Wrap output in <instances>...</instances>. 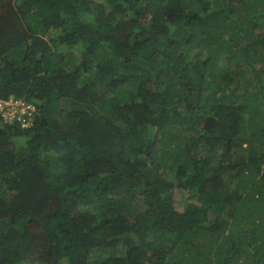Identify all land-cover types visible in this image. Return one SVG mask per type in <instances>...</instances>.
Returning <instances> with one entry per match:
<instances>
[{"label":"trees","instance_id":"obj_1","mask_svg":"<svg viewBox=\"0 0 264 264\" xmlns=\"http://www.w3.org/2000/svg\"><path fill=\"white\" fill-rule=\"evenodd\" d=\"M260 65L264 0H0L36 107L0 120V264H264Z\"/></svg>","mask_w":264,"mask_h":264},{"label":"clouds","instance_id":"obj_2","mask_svg":"<svg viewBox=\"0 0 264 264\" xmlns=\"http://www.w3.org/2000/svg\"><path fill=\"white\" fill-rule=\"evenodd\" d=\"M9 99L15 100V101H20L25 103L26 105H30L34 108L32 115L30 117H28L25 114H21L19 111L15 112V113H6L5 111H1L0 112V120H2L4 123L9 124V125H18L21 129H26L29 128L32 124V116L35 114L36 112V107L34 103L28 102L24 99H15L13 97H10L6 100H2V101H7ZM26 124V125H25Z\"/></svg>","mask_w":264,"mask_h":264},{"label":"built area","instance_id":"obj_3","mask_svg":"<svg viewBox=\"0 0 264 264\" xmlns=\"http://www.w3.org/2000/svg\"><path fill=\"white\" fill-rule=\"evenodd\" d=\"M34 108L30 105H26L23 102L9 99L7 101L0 100V112L15 113L19 111L21 114H25L28 117L32 115ZM26 125V124H25Z\"/></svg>","mask_w":264,"mask_h":264},{"label":"rangeland","instance_id":"obj_4","mask_svg":"<svg viewBox=\"0 0 264 264\" xmlns=\"http://www.w3.org/2000/svg\"><path fill=\"white\" fill-rule=\"evenodd\" d=\"M264 65H260V67H263ZM175 205L177 206L179 212L182 211V207H183V201L181 199H177L175 201Z\"/></svg>","mask_w":264,"mask_h":264}]
</instances>
